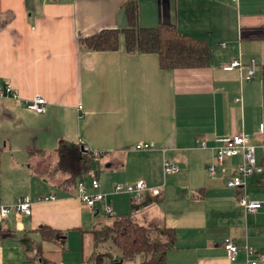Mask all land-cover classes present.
<instances>
[{"label":"crops","instance_id":"crops-1","mask_svg":"<svg viewBox=\"0 0 264 264\" xmlns=\"http://www.w3.org/2000/svg\"><path fill=\"white\" fill-rule=\"evenodd\" d=\"M126 1L0 0V83L9 82L20 97L0 101V204L22 195L34 200L30 216L0 217V264L63 262L66 244L42 240L38 228L48 225L67 237L103 213L101 205L83 204L76 183L66 188L65 175L53 171V156L70 142L101 153L82 175L99 179L113 216L130 209L142 223L174 228L167 264H241L245 246L264 250L263 173L244 189L262 206L246 212L238 202L243 191L225 185L240 158L218 165L214 151L219 138L264 128V0H138L139 26L169 24L207 38L208 66L161 69L154 53H127L122 35L115 51H79L78 38L126 27ZM233 60L241 67L225 70ZM35 95L46 99L44 113L26 107ZM252 141L262 166L264 147ZM139 142L155 146L136 150ZM163 157L179 172L164 177ZM211 164L214 176L207 172ZM138 179L160 186V193L147 194L140 205L127 193H112L115 184ZM84 182L89 188L88 177ZM48 194L56 200H38ZM226 238L241 248L237 262L226 258Z\"/></svg>","mask_w":264,"mask_h":264},{"label":"trees","instance_id":"trees-1","mask_svg":"<svg viewBox=\"0 0 264 264\" xmlns=\"http://www.w3.org/2000/svg\"><path fill=\"white\" fill-rule=\"evenodd\" d=\"M127 25L123 29L103 28L88 36L77 39L79 51H115L119 36H123L125 51L130 54L154 53L161 69L195 68L208 66L211 60L210 44L207 38H195L180 32L169 24L141 27L137 22L138 0L123 4ZM264 75V67H263ZM1 152V148H0ZM58 159L53 171L65 175V187L70 189L77 179L90 170V153L76 143H68L57 150ZM264 178V160L262 163ZM53 172V173H54ZM101 229L90 231L93 239L92 250L81 264H124L141 259L136 264H167L166 254L175 244L173 227L156 225L152 221L139 223L132 214L115 215ZM44 241L66 243V232L48 225L38 228ZM168 238H164L163 236ZM108 242L119 254L113 258L112 251H97L100 244Z\"/></svg>","mask_w":264,"mask_h":264},{"label":"built area","instance_id":"built-area-1","mask_svg":"<svg viewBox=\"0 0 264 264\" xmlns=\"http://www.w3.org/2000/svg\"><path fill=\"white\" fill-rule=\"evenodd\" d=\"M236 2L237 0H230ZM222 46H225L222 44ZM241 65L238 60H233L230 64L225 65V70H232L240 68ZM255 72V68L251 66L245 74L246 79H251ZM4 96H9L14 100H20L19 94L12 87L9 82L0 83V101ZM239 98L236 99L238 101ZM28 110L36 114L44 113L47 107V101L40 95H35L25 102ZM81 108V106H79ZM252 140H257L259 145L264 147V128L261 126L252 134L245 132H238L225 138L217 139L218 144L214 146L215 159L218 165H222L226 158H240V163L236 165L233 172L225 180V185L231 189H241L243 192L238 198L240 206L250 213H255L261 206L262 202L257 200H248L244 189L248 181L263 173V167L257 163L255 158V148L257 144ZM153 142H139L135 145L136 150H148L154 148ZM201 148H205V142L200 143ZM93 161L100 158L99 151L90 152ZM179 172V166L172 159L167 157L162 158V174L168 176ZM207 172L210 176L216 173V166L211 164L207 167ZM89 178V188L84 182V178ZM101 184L97 177L88 173L82 175L76 182L77 197L88 208L94 210L97 205L102 206L103 213L108 217L113 216V207L111 203L106 202L107 193L100 190ZM112 193H127L133 204H142L147 194L156 196L160 193V186H149L144 179H138L128 184L117 183L113 186ZM56 195L48 194L47 196L40 197L38 200L53 201L56 200ZM34 200L29 195L19 196L12 204H0V217L7 218L14 216L15 219L20 220L24 217L30 216L32 212V205ZM222 248L225 251L226 258L230 262H237L238 254L241 251L239 245L231 238H226L222 243ZM244 259L241 264H264V250L258 251L248 246L243 248ZM58 264H64L58 262Z\"/></svg>","mask_w":264,"mask_h":264},{"label":"rangeland","instance_id":"rangeland-1","mask_svg":"<svg viewBox=\"0 0 264 264\" xmlns=\"http://www.w3.org/2000/svg\"><path fill=\"white\" fill-rule=\"evenodd\" d=\"M57 155L53 156V164L55 163L57 157ZM128 198H130V196H127ZM116 213V212H114ZM130 213V209H128L126 212H122L118 215H124V214H129ZM117 214V213H116ZM107 216L104 215L103 213H101L100 215H98L97 217L92 216L89 219L88 222V226L87 228H85L86 230H84V232H79V231H71V232H67V239H66V245L65 248L63 249L61 253V260L63 261L64 264H81L83 261H85L88 257V251L90 248H92V239L90 240L91 234L90 231L95 230V229H101L104 227L105 224L110 222V219L106 218ZM136 220L139 223H142L141 221V217L138 216L136 218ZM107 222V223H106ZM153 224L156 225H162L161 222L158 221H152ZM146 223V222H144ZM148 223V222H147ZM164 238H168L167 236H163ZM59 242V241H57ZM97 251L99 252H103V251H112L113 254L116 255L117 252H114L112 250V245L108 242L102 243L99 245ZM117 257H113L114 258H118V254L116 255ZM108 264H112L111 262H109Z\"/></svg>","mask_w":264,"mask_h":264}]
</instances>
